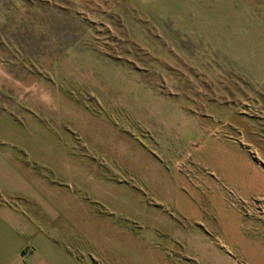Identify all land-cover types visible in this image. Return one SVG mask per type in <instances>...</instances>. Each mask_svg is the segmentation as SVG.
I'll list each match as a JSON object with an SVG mask.
<instances>
[{
  "label": "rangeland",
  "instance_id": "1",
  "mask_svg": "<svg viewBox=\"0 0 264 264\" xmlns=\"http://www.w3.org/2000/svg\"><path fill=\"white\" fill-rule=\"evenodd\" d=\"M196 1L0 0V151L180 262L205 264L203 235L264 264V0H206L229 45H176Z\"/></svg>",
  "mask_w": 264,
  "mask_h": 264
},
{
  "label": "crops",
  "instance_id": "2",
  "mask_svg": "<svg viewBox=\"0 0 264 264\" xmlns=\"http://www.w3.org/2000/svg\"><path fill=\"white\" fill-rule=\"evenodd\" d=\"M209 4L206 0L196 1L192 12L186 10L190 7L180 8L175 12L176 30H183L184 26L201 28L195 34H200L199 38H190L197 47L209 46L210 31L216 30L218 46L226 48L229 45L224 32L226 18L217 21L208 17L206 8ZM253 12L259 16L256 9ZM258 26L259 32L248 33L256 44L264 42V25ZM178 32L181 36L182 31ZM180 38L184 39V36L176 39V45H182ZM242 41L245 40L241 37L232 44L236 46ZM257 61L260 59L246 67L251 79L264 78ZM257 96H264V86L257 90ZM257 139H253L254 142ZM0 194L24 197L12 203L0 201V264H192L180 262L172 248L168 252L155 240L100 214L98 207L89 200L68 196L59 187H52L41 175L23 167L16 157L6 156L1 151ZM124 201L129 207L136 208L137 215L145 222L152 220L157 227H162L167 221L161 210H147V202L135 194H130ZM175 225L178 226L177 223L171 226ZM202 239L206 241L203 243L205 264H240L218 243L214 244L203 235ZM245 264L256 263L247 260Z\"/></svg>",
  "mask_w": 264,
  "mask_h": 264
}]
</instances>
